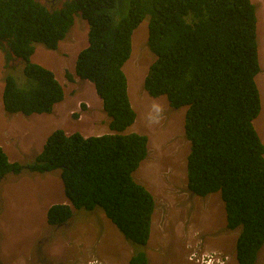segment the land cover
Returning a JSON list of instances; mask_svg holds the SVG:
<instances>
[{
	"label": "trees",
	"instance_id": "16d2710c",
	"mask_svg": "<svg viewBox=\"0 0 264 264\" xmlns=\"http://www.w3.org/2000/svg\"><path fill=\"white\" fill-rule=\"evenodd\" d=\"M53 2L48 8L38 0H0V53L6 68L10 60H21L24 77L20 85L13 74L5 75L4 109L52 114L64 100L55 74L31 58L36 44L57 50L81 16L89 25L88 46L78 54L75 74L94 85L113 134L84 137L55 130L28 165L11 163L0 147V184L9 174L57 175L71 205L49 208L51 228L72 227L80 213H104L132 246L129 264H149L156 203L134 178L147 158L148 138L126 133L137 114L124 72L133 32L147 20L148 47L156 59L144 90L153 98L165 96L173 109L187 107L188 189L203 198L221 194L227 229L240 230L237 262L256 264L264 246V145L254 127L261 111L256 5L252 0ZM74 210L82 212L72 220Z\"/></svg>",
	"mask_w": 264,
	"mask_h": 264
},
{
	"label": "rangeland",
	"instance_id": "374dc122",
	"mask_svg": "<svg viewBox=\"0 0 264 264\" xmlns=\"http://www.w3.org/2000/svg\"><path fill=\"white\" fill-rule=\"evenodd\" d=\"M38 1L48 8L54 6L53 0ZM252 1L257 8L261 73L260 77H256V82L258 85V79L262 105L255 119L261 118L258 120L259 130L255 121L254 127L264 142V0ZM88 31L87 21L76 16L67 37L60 42L57 50H48L43 44H36L32 62L52 71L65 91L64 100L54 107L52 114L34 115L49 116L46 121H40L42 118L24 121L22 119L27 116L21 113L9 115L5 112L2 98L4 77L10 72L23 85V63L13 59L6 68V56L0 53V145H4L10 156L17 158L13 142L21 141L23 138L18 136L28 130L24 138L25 146H34L33 151L19 153L25 157L20 158L19 164H31L41 153L47 137L55 130H64L67 135L80 133L84 137L112 133L109 128L110 118L94 86L88 81H81L75 74L77 56L88 46ZM147 40L148 21L144 20L133 32L132 53L124 65V72L128 78L131 103L137 114L134 125L127 133L144 135L149 142L148 156L134 173L135 180L144 184L156 201L153 226L146 248L147 256L149 254L151 257L149 262L196 264V260L192 259L201 257L202 252L192 247L195 244L194 248L204 252L201 247L203 243L208 248L205 251L222 252L224 249L235 260L239 230L230 231L224 227L226 216L219 195L213 193L203 198L188 189L186 159L190 143L184 132L187 108L173 109L165 96L153 98L144 90L146 71L155 60L147 48ZM67 75L71 76L70 80ZM156 106L162 108V113L156 112ZM158 116V122L153 123ZM8 136L15 140L8 139ZM35 174H9L0 184V217H7L4 230H1L0 223V264H92L98 260L104 264H123L124 260L119 261L118 258L121 250L129 248V253H134L130 242L101 212L80 213L81 210H74L72 220L80 214L72 227L68 224L60 230L51 228L46 216H36L34 202L44 201L45 195L57 198L58 193L46 183L42 185L37 181L31 182L32 179L48 175ZM54 176L57 175L50 173L47 178ZM4 196L8 201L6 215L3 214ZM221 225L222 230L219 228ZM212 230L216 231L212 233ZM257 264H264V247Z\"/></svg>",
	"mask_w": 264,
	"mask_h": 264
},
{
	"label": "crops",
	"instance_id": "0c3cea01",
	"mask_svg": "<svg viewBox=\"0 0 264 264\" xmlns=\"http://www.w3.org/2000/svg\"><path fill=\"white\" fill-rule=\"evenodd\" d=\"M46 117H49V116H39L38 117V116L32 115V116H27V118H23L22 120H24V119L26 120V119L42 118V119H40V121H46V119H49V118H46ZM32 131H34V130H32ZM27 132H28V130L22 132V135L18 136L19 138H23V139H21V141H19V142L14 141L13 142V145H14L13 151L15 150V152H17V158H14L13 155L10 156L6 152V148L4 147V145L3 146L0 145V147L3 150L5 148V153L8 156V159H9L10 162L12 161V162H15V163H20L21 162L20 161V158H22V159L25 158L24 155L19 154L21 151H25V152H27V151H33L32 149H33L34 146H31V147L30 146H25V140H24V138H25V135L28 134ZM36 135H37V133H36ZM8 139H10L12 141L15 140V138H13L11 136H8ZM5 144H6V146H8L7 145L8 144L7 142ZM44 144H43V146H44ZM42 149H43V147H42ZM49 175L50 174H48L44 178H37V180H34V179L31 180V182L32 181H37V183L42 184V185H43V183H46L47 186L50 187L52 190L53 189H56V194L58 193V197L57 198L48 197L47 195H45L44 201L34 202V204H35L34 211L37 212L36 213V216H41L42 215L41 217H44V216L47 217V212H48L49 208L51 206H53V205H56V204H70L69 200L67 199V197H66V195L64 193V186H63L62 180L59 181V179H61V178L60 177H57V176H54L52 178H47V177H49ZM7 202L8 201H7V199L4 196L3 197V203H4L3 204V209H4V213L3 214L4 215H6L5 214V211L8 209V207L6 205ZM6 219H7L6 216H3L1 218V221H0V223H1V230H4V227L3 226H5V224H6V222H5ZM46 220H47V218H46ZM217 249H219V248H217ZM129 250H130L129 248H125L124 251L121 250L120 254H118L119 261L124 260L122 262L123 264H129V260L132 257V253H129ZM221 251H222V249H221ZM223 251L230 255V253L227 252V251H225L224 249H223ZM234 253H235V257H236V250H235ZM120 256H122V257L120 258ZM1 257H2V255H1ZM148 258H149V261L151 262V257L149 256V254H148ZM235 260H236V258H235ZM235 260H234V257L232 256V263H230V264H237V260L236 261ZM99 262L103 263L102 261H99ZM150 262H149V264H151Z\"/></svg>",
	"mask_w": 264,
	"mask_h": 264
},
{
	"label": "clouds",
	"instance_id": "9594fccd",
	"mask_svg": "<svg viewBox=\"0 0 264 264\" xmlns=\"http://www.w3.org/2000/svg\"><path fill=\"white\" fill-rule=\"evenodd\" d=\"M253 2V1H252ZM258 22H259V20H258ZM140 26V25H139ZM259 30V29H258ZM259 39H260V36H259ZM147 48L149 49V47L147 46ZM149 51H150V49H149ZM258 52H259V50H258ZM1 53H4V52H1ZM132 53V52H131ZM151 55L153 56V58H155L156 59V57H155V55L151 52ZM14 57V56H13ZM78 57V56H77ZM130 59V58H129ZM260 52H259V63H260ZM155 61V60H154ZM152 65V64H151ZM150 65V66H151ZM76 66V65H75ZM260 68H261V64H260ZM148 71H149V69L146 71V76H147V73H148ZM261 73V72H260ZM126 74V73H125ZM258 77H260V74L258 75ZM257 77V78H258ZM146 78V77H145ZM128 79V78H127ZM144 81H145V79H144ZM257 81H258V86L260 85L259 84V80L257 79ZM60 83V82H59ZM92 84V83H91ZM93 85V84H92ZM94 86V85H93ZM144 86V85H143ZM95 89V88H94ZM96 92V91H95ZM97 94V93H96ZM129 94V93H128ZM148 94V93H147ZM151 97V96H150ZM160 97H162V96H160ZM129 98H130V96H129ZM159 98V97H158ZM102 101V100H101ZM130 101H131V99H130ZM168 101V100H167ZM132 104V103H131ZM3 106H4V104H3ZM133 107V106H132ZM187 108V107H186ZM134 109V108H133ZM261 109H262V105H261ZM5 110V109H4ZM155 110H156V112L157 113H162V108L161 107H159V106H156V108H155ZM186 114V113H185ZM34 115H39V114H34ZM41 115H43V114H41ZM25 116V115H24ZM32 116V115H31ZM159 116L155 119V120H153L152 122L153 123H155V122H158V120H159ZM137 119V118H136ZM110 123V122H109ZM129 130V129H128ZM127 130V131H128ZM184 132H185V120H184ZM53 133V132H52ZM127 133V132H126ZM258 133V132H257ZM111 134H113V132L111 133ZM186 135V134H185ZM259 135V137H260V139H261V141H262V143H263V145H264V142H263V140H262V138H261V136H260V134H258ZM83 136V135H82ZM101 136H103V135H101ZM49 137V136H48ZM47 137V138H48ZM90 137V136H89ZM187 138V137H186ZM189 141V140H188ZM149 143V142H148ZM189 143H190V141H189ZM190 151H191V143H190ZM189 154H190V152H189ZM189 154L187 155V159H186V162H187V160H188V156H189ZM148 156V155H147ZM142 164V163H141ZM135 178V177H134ZM139 183V182H138ZM187 185H188V179H187ZM149 191V190H148ZM150 192V191H149ZM151 193V192H150ZM216 194H218L219 195V197H220V199H221V201H222V198H221V194L218 192V193H216ZM216 194L215 195H211V196H216ZM155 203H156V201H155ZM222 203H223V201H222ZM223 206H224V203H223ZM224 208V210H225V206L223 207ZM154 213H155V211H154ZM154 215V214H153ZM225 216H226V212H225ZM153 220V219H152ZM112 223V222H111ZM115 226V225H114ZM152 226H153V223H152ZM116 227V226H115ZM225 228H226V230H228L227 229V222H226V226H224ZM221 230H222V225L219 227ZM239 230V229H238ZM214 231H216V230H212V233L214 232ZM240 231V230H239ZM220 232H222V233H224L223 231H220ZM239 234V233H238ZM237 237H238V235H237ZM204 242V241H203ZM236 242H237V239H236ZM197 245V244H196ZM200 245H201V243H200ZM194 246H195V244H194ZM194 246L192 247L193 249H195V250H199L200 251V253H201V257H193V259H192V261H195L196 260V264H201L203 261H205V260H208V259H211V260H218L219 259V261H220V264H230V263H232V256H231V254L229 255V254H227L226 252H224V251H222V252H219V251H205V249H208V248H206L205 246H204V243H203V245L201 246L202 248H204V252H203V250H201L200 248L199 249H196V248H194ZM198 246V245H197ZM264 247V246H263ZM263 247H262V249H263ZM235 248H236V246H235ZM261 249V250H262ZM261 250H260V252H259V255H258V259L260 258V253H261ZM133 255V254H132ZM258 259H257V262H258ZM236 260H237V258H236ZM130 261V260H129ZM257 262H256V264H257ZM237 264H238V262H237Z\"/></svg>",
	"mask_w": 264,
	"mask_h": 264
},
{
	"label": "built area",
	"instance_id": "2783aa9c",
	"mask_svg": "<svg viewBox=\"0 0 264 264\" xmlns=\"http://www.w3.org/2000/svg\"><path fill=\"white\" fill-rule=\"evenodd\" d=\"M92 264H103V263L98 261V262H93ZM201 264H220V261L219 259L218 260L208 259V260L203 261Z\"/></svg>",
	"mask_w": 264,
	"mask_h": 264
},
{
	"label": "bare ground",
	"instance_id": "6f19581e",
	"mask_svg": "<svg viewBox=\"0 0 264 264\" xmlns=\"http://www.w3.org/2000/svg\"><path fill=\"white\" fill-rule=\"evenodd\" d=\"M147 43H148V40H147ZM260 89V88H259ZM258 120H261V118H259ZM258 120H256L255 121V125H256V128L258 129V126H259V124H258ZM259 130V129H258Z\"/></svg>",
	"mask_w": 264,
	"mask_h": 264
},
{
	"label": "flooded vegetation",
	"instance_id": "af4514ba",
	"mask_svg": "<svg viewBox=\"0 0 264 264\" xmlns=\"http://www.w3.org/2000/svg\"><path fill=\"white\" fill-rule=\"evenodd\" d=\"M6 112V111H5ZM7 113V112H6ZM9 114V113H8ZM9 115H12V114H9Z\"/></svg>",
	"mask_w": 264,
	"mask_h": 264
}]
</instances>
